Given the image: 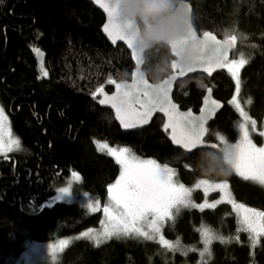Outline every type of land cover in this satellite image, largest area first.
<instances>
[{"label":"trees","instance_id":"obj_1","mask_svg":"<svg viewBox=\"0 0 264 264\" xmlns=\"http://www.w3.org/2000/svg\"><path fill=\"white\" fill-rule=\"evenodd\" d=\"M191 5L197 31L237 37L234 58L242 53L245 61L237 70V97L260 131L264 123V0H191ZM103 20L88 0L0 2V105L19 139L17 150L0 155V264H9L22 251L26 238L56 241L73 236L53 263L42 264H264V234L254 244L247 231L238 229L228 202L182 208L174 222L171 219L162 227L173 248L135 235L93 243L78 234L101 223L99 208L89 213L77 202L44 205L54 185L72 170L79 173L84 194L100 205L107 203V189L120 174V164L100 150L99 143L126 147L140 158L171 167L186 186L199 179L225 180L233 201L264 212V187L233 170L227 176L203 174L195 160L206 148L190 154L174 149L160 115L147 127L125 132L111 111L96 103L97 89L111 91L112 82L129 78L133 66L124 46H112L103 36ZM38 49L43 53L44 72L38 65ZM165 55L169 64L168 49L153 52L144 64L152 82L169 72L170 68L163 74L151 71ZM235 87L234 78L223 68L211 78L195 73L177 81L172 96L181 108L196 111L204 90L212 89L223 107L210 122L205 139L216 145L221 137L236 140L238 113L230 103ZM192 190V200L201 202L202 192ZM205 230L224 242L217 238L206 244Z\"/></svg>","mask_w":264,"mask_h":264},{"label":"snow or ice","instance_id":"obj_2","mask_svg":"<svg viewBox=\"0 0 264 264\" xmlns=\"http://www.w3.org/2000/svg\"><path fill=\"white\" fill-rule=\"evenodd\" d=\"M2 2V0H0ZM100 7L108 14V23L104 25V31L109 35L115 44L117 40L124 41L129 48L132 49L133 57L137 61L138 70L132 74L133 84H117V94L101 100V104L111 103L116 110V119L120 121L124 129H132L142 127L148 123V117L154 111H166L169 116L170 126L172 128V140L174 143L182 146L186 151L191 152L198 147L215 148L216 145H205L202 141L204 134V123L211 117L206 113H213L220 105L212 101L211 106H207L202 110L200 117H192L190 113L180 114L175 111V105L170 103L169 85L178 77H183L188 72H193L198 66L215 64L218 68L226 66L225 54L228 49L236 41L237 37L232 35L224 41H219L210 32H204L202 38L197 37L193 30L191 20L188 13L191 12L190 6L184 3L182 9L184 22L187 24V30L177 39L171 42V50L175 56L183 52L187 56L185 63H178L173 60L171 67L179 69L178 73L170 76L156 85H150L144 79V75L139 71L140 66L144 65V60L140 53L133 46L131 37L126 34L125 24L116 17L115 0H107L101 3L96 0ZM244 60L240 61L242 66ZM235 64V61H233ZM211 68L204 67L203 71L211 74ZM228 72L234 79H237V90H239L238 71L236 67L228 66ZM143 92L144 99L141 101L139 93ZM236 97L233 96V102ZM140 103L144 109L143 112L133 110L132 105ZM167 106V108H166ZM237 108L239 105L237 104ZM2 112V110H0ZM241 116L245 113L241 110ZM255 123V122H253ZM179 130V135L177 131ZM241 134L240 141L234 145L225 143V160L237 175L245 180L253 181L264 187V147L257 148L249 139L248 131L245 124H239ZM264 134V133H262ZM223 142V137H221ZM106 147V145L102 146ZM110 154L115 155L117 162L122 165L120 178L115 185L109 188L110 204L104 207V213L107 217L104 236H147L137 224L144 222L151 217L149 227L154 234L161 231V221L172 219L179 215L182 208L196 207L191 203V189L184 185H177L173 182V169L161 167L154 160L137 161V158L131 154V150L121 148L109 150ZM199 186H203L205 193L209 190H219L222 193V199L226 196L230 197L227 192V181L213 183L207 179L199 181ZM68 189H60V192L67 193ZM229 203H233L236 208H243L245 215L242 217L241 224L243 231H247L252 235L253 243L256 242V236L264 234V212L249 209L243 205H236L231 199ZM205 206L215 207V205H200L201 209ZM93 211L92 205H89ZM147 238H154L147 236ZM220 239L215 237L210 230H205V243L208 244L212 239ZM160 241L169 248L174 246L168 241L160 237ZM211 255L210 251L208 253Z\"/></svg>","mask_w":264,"mask_h":264},{"label":"rangeland","instance_id":"obj_3","mask_svg":"<svg viewBox=\"0 0 264 264\" xmlns=\"http://www.w3.org/2000/svg\"><path fill=\"white\" fill-rule=\"evenodd\" d=\"M224 35H225V37H228V34H224ZM240 55H241V57H238V58L233 57V58H230L229 60H227V62H225L226 66L224 68L227 72H228V66L236 67L238 70V68L241 66L240 61L244 60V58H242V53H240ZM233 61H235V64H233ZM234 80L236 83L235 93H234L235 94L234 96L236 97V99L233 102V97H232V99L230 100V103H231V105H233V107L236 109V111L238 113V118H237V121L235 124L236 132H237L236 140L233 142H227L225 139H223V142H221V143H219L217 141L216 146L219 148H225V143L227 145L237 144L241 138V134H240V130H239V124L243 123V124H245V128L249 134V139L252 141V143L257 148L264 147V134H262V133H264V123L262 124L261 130L258 131L256 129L254 123L251 122L250 119L247 117L248 115H247L242 103L238 100V97H237V94L239 91V90H237V79H234ZM239 88H240V84H239ZM237 104L239 105V108H237ZM0 110H2L1 105H0ZM241 110L245 113V116L240 115ZM256 136H259V138H256ZM18 145H19V139L16 136H14V134L12 133L11 128H10V124H9V119H8L6 113L2 110V112H0V155H6L9 152L17 150ZM97 145L100 148V150H103V151L107 152L108 154H110L109 150L114 149L118 152L119 149L126 148V147H117V146L116 147L115 146L102 147L104 145L99 144V143ZM131 154L137 158V161L153 160V159L140 158L139 156H137L132 151H131ZM110 155H112V154H110ZM112 156L116 159L115 155H112ZM156 163L158 165H160L161 167L165 166V165H162L158 162H156ZM169 168H171V167H169ZM171 169H173V168H171ZM121 171H122V165H120V174H121ZM173 173H174L173 182L177 185L182 184L177 179L174 169H173ZM120 174L108 186L107 203L105 205H100L99 201L94 199L89 193L84 194V191L79 187L80 175L75 170L70 171L68 174L65 175L64 179L60 183L54 185L53 193L47 198V200L44 202V205H51L53 202H56V201L77 202L81 206H83L89 213L95 212V211H97L96 209L99 208L100 212H101V223L98 224V226H97L98 228L97 227L88 228V230L81 232L80 234H78V236L79 237H86V238H88V240H90L93 243H99L102 240L105 241L109 237L104 236L105 227L107 224V217L105 216V213H104V207L110 204L109 188L111 186L115 185L116 181L120 178ZM200 180H202V179L197 180L194 183V185L191 187L182 184L188 189L192 190V188H193L194 190H199L202 192L201 194H202L203 198H202L201 202H199V203L194 202L191 198V203L193 205H196L197 207H199L200 205H216L219 202H228L229 199L232 200L231 195H230V197L226 196L224 199H222V193L219 190H216V191L209 190L208 193L206 194L204 187L199 186ZM224 181L225 180H220V181H216V182L211 181V182L219 183V182H224ZM60 189H68L69 191L67 193H62V192H60ZM226 191L230 192L229 188ZM192 192H193V190H192ZM192 192H191V194H192ZM209 194L212 195V197H210ZM229 204H231V206L234 210V213L238 219L237 220L238 229H242L243 226L241 224V220H242V217L245 215L243 208H236L233 206V203H229ZM235 204L236 205H242V204L237 203V202H235ZM89 205H92V208H95V211H93L91 208H89ZM244 207H246V206H244ZM246 208H248V207H246ZM249 209H253V208H249ZM255 210L259 211V212H263V211H260L257 209H255ZM150 220H151V217L146 219L144 222L137 224L136 226L139 227L144 233H146L147 236L154 237V238H148V239L158 240L157 242H159L160 244H163L160 241V237L162 236L164 240L168 241L163 235L162 227L167 221H170L171 219L164 220V221L160 222L162 227H161V231L158 234H154L152 232L151 228L149 227ZM252 235H255V234H251L250 237ZM261 235L256 236V240ZM120 236H122V235H120ZM135 236H137V235H135ZM147 236H139V237L147 238ZM73 237H76V236H73ZM73 237L62 238V239H58L56 241H32V242H29L30 244H27V245L25 244L22 251H20L17 256L13 257L11 259V261L9 262V264H42L45 262L53 263L55 261L57 255L62 251V249L64 247H66L68 245L70 239H72ZM111 237H116V236H111ZM203 239L205 242V235L204 234H203Z\"/></svg>","mask_w":264,"mask_h":264},{"label":"clouds","instance_id":"obj_4","mask_svg":"<svg viewBox=\"0 0 264 264\" xmlns=\"http://www.w3.org/2000/svg\"><path fill=\"white\" fill-rule=\"evenodd\" d=\"M116 17L125 24V31L133 46L145 63L153 52L171 48V42L186 30L182 9L184 0H115ZM178 63H185L187 56L181 52L176 56ZM167 56H162L151 71L163 74L169 68ZM144 71L147 73L148 68ZM196 166L206 175H230V165L225 160V149L206 148L199 152Z\"/></svg>","mask_w":264,"mask_h":264},{"label":"water","instance_id":"obj_5","mask_svg":"<svg viewBox=\"0 0 264 264\" xmlns=\"http://www.w3.org/2000/svg\"><path fill=\"white\" fill-rule=\"evenodd\" d=\"M88 1H90L94 5V7L97 8L103 14L104 20H103V23H102V26H101V32H102L103 36L105 37V39L112 46H116L117 44H121L122 46H124V48L129 52V57H130V60L132 62V65H133L131 70H130L129 78L123 79V80H115V81H113L112 82V90L111 91H107L104 88H100L98 90L96 103L101 108H106V109H109L111 111L112 119L117 123V125H118V127H119V129L121 131H125V132L126 131H133V130H137V129H141V128L147 127L151 123L152 119L156 115H160L162 117V119H163L162 129L167 132V140L169 141L170 145L173 148L179 149L183 153H186V154H190V153L194 152L195 150L201 149L200 147H198L196 149H193L191 152H188L182 146H180V145H178V144L173 142V140H172V135H173L172 128L170 126H168L166 128L167 125H170L169 116L166 114V111L157 110V111L152 112L151 115L147 118L148 119V123L144 124L142 127L132 128V129H124L121 126L120 121L116 119V110L111 106V103H105V104H101L100 103L101 100H106V99H108V98H110V97H112V96L117 94V91H118L117 87H116L117 84L132 85L133 84V76H132V74L138 70V66H137L136 59L133 57L132 49L129 48L124 41L117 40V42L114 44L112 42V40L110 39L109 35L104 31V25L108 23V14L104 11V9L102 7H100V4L96 3V0H88ZM104 2H107V0H101V3H104ZM184 3L187 4L188 6H190V8H191V12L188 13V16H189V18L191 20V23H192V5H191V0H184ZM192 27H193V30L195 31L197 37H199V38H202V35H203L204 32L212 33V35H214L216 37V39L219 40V41H224L225 39L228 38V37H225L224 35L218 36L216 33L212 32V31H209V30L197 31L195 29V27L193 26V24H192ZM237 46H238V44L235 41L233 43V45L226 52L225 61L229 58L230 53L236 51ZM168 50H169V54H170V57H171V59L169 61V65H170L169 68L170 69H169V72L163 78H161L160 80H158L156 82L150 81L148 79V77H147L146 72L144 71V68H143L144 65L140 66L139 71L143 73L144 79L147 81L148 84H150V85L159 84L163 80H166L170 76L175 75V74L178 73L179 69H173L171 67V63H172L173 60L176 59V56L172 52L171 48H169ZM36 56H37L39 67H40L41 71L44 72L43 53L39 49L36 52ZM204 67L211 68L212 69L211 70V74H209L208 72L203 71ZM223 68H218V67H216L215 64L198 66L195 71L188 72L183 77H178L174 82H172L169 85V99H170V103L172 105H175V111L180 113V114H188V113H190L192 117H197L198 118V117L201 116L203 109H205L207 106H211L212 101H215V102H217V104L220 105V107L216 108L213 113H206V115L210 116L211 118L207 119L205 121V123H204V134L202 136V141H203V143L205 145H208V146L215 145V144L213 142L207 141L205 139L206 138V134H207V125L210 124V122L215 118L216 114L221 110V108L223 107V102L220 99H218V98H216L214 96L213 91H212L211 88H206L204 90V94L202 96L201 104H200L199 108L196 111H194L192 108H186V109L181 108L180 105L174 100L172 94H173V91H174V88H175V84H176L177 81L182 80V79L186 78L187 76H189L191 74H195V73H200V74H203L204 76H206L207 78H211L214 74H216V73L220 72L221 70H223ZM139 98H140L141 101L144 99L143 92L139 93ZM132 107H133L134 111H137V112H143L144 111V109H143V107H142V105L140 103H134L132 105ZM166 108H167V106H166ZM176 134L179 135V130L177 131ZM206 148H212V147H206Z\"/></svg>","mask_w":264,"mask_h":264},{"label":"bare ground","instance_id":"obj_6","mask_svg":"<svg viewBox=\"0 0 264 264\" xmlns=\"http://www.w3.org/2000/svg\"><path fill=\"white\" fill-rule=\"evenodd\" d=\"M90 2V1H89ZM94 6V5H93ZM102 26V25H101ZM101 26H100V31H101ZM109 43V42H108ZM110 44V43H109ZM237 48H238V46H237ZM237 48H236V50H237ZM236 52V51H235ZM235 52H232V53H230V56H229V58L227 59V60H229L230 58H233L234 57V54H235ZM227 60L225 61V62H227ZM39 65V64H38ZM101 88V87H100ZM100 88H98L97 89V91L96 92H98V90L100 89ZM202 99V98H201ZM201 104V103H200ZM208 127H209V124L207 125V130H208ZM98 148V147H97ZM174 149H176V148H174ZM98 150H99V148H98ZM179 150V149H178ZM181 151V150H180ZM182 152V151H181ZM47 200V199H46ZM86 230H88V229H86ZM85 231V230H84ZM83 232V231H82ZM81 233V232H80ZM79 233V234H80ZM32 241H34V240H32V239H30V238H26L25 240H23V245H27V244H30L29 242H32Z\"/></svg>","mask_w":264,"mask_h":264},{"label":"flooded vegetation","instance_id":"obj_7","mask_svg":"<svg viewBox=\"0 0 264 264\" xmlns=\"http://www.w3.org/2000/svg\"><path fill=\"white\" fill-rule=\"evenodd\" d=\"M105 89V88H104ZM106 90V89H105ZM108 91V90H107ZM2 110L4 111V109L2 108ZM5 112V111H4Z\"/></svg>","mask_w":264,"mask_h":264}]
</instances>
